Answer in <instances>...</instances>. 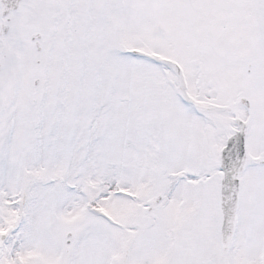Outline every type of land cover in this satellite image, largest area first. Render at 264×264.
Instances as JSON below:
<instances>
[{
  "label": "snow or ice",
  "instance_id": "obj_1",
  "mask_svg": "<svg viewBox=\"0 0 264 264\" xmlns=\"http://www.w3.org/2000/svg\"><path fill=\"white\" fill-rule=\"evenodd\" d=\"M0 264H264V0H0Z\"/></svg>",
  "mask_w": 264,
  "mask_h": 264
}]
</instances>
